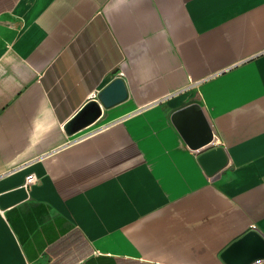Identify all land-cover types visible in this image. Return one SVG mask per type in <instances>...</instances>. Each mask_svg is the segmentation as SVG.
I'll return each instance as SVG.
<instances>
[{
  "label": "crops",
  "instance_id": "0c3cea01",
  "mask_svg": "<svg viewBox=\"0 0 264 264\" xmlns=\"http://www.w3.org/2000/svg\"><path fill=\"white\" fill-rule=\"evenodd\" d=\"M118 78L126 98L106 107ZM192 104L213 133L198 149L175 120ZM215 147L227 164L209 175ZM251 231L264 0H0V264H229Z\"/></svg>",
  "mask_w": 264,
  "mask_h": 264
},
{
  "label": "water",
  "instance_id": "95a60500",
  "mask_svg": "<svg viewBox=\"0 0 264 264\" xmlns=\"http://www.w3.org/2000/svg\"><path fill=\"white\" fill-rule=\"evenodd\" d=\"M126 98V89L122 79L118 78L99 94V101L110 107ZM99 101L90 102L72 122L75 129L83 128L101 115ZM175 120L181 128L186 141L194 149L211 143L213 133L198 104H192L177 112ZM199 161L209 175H213L227 164V156L221 147L204 151ZM229 264H250L264 260V237L255 231L249 232L226 252Z\"/></svg>",
  "mask_w": 264,
  "mask_h": 264
},
{
  "label": "built area",
  "instance_id": "2783aa9c",
  "mask_svg": "<svg viewBox=\"0 0 264 264\" xmlns=\"http://www.w3.org/2000/svg\"><path fill=\"white\" fill-rule=\"evenodd\" d=\"M37 182H38V177L35 174H29L25 179V183L23 187L30 188L32 185L36 184Z\"/></svg>",
  "mask_w": 264,
  "mask_h": 264
}]
</instances>
